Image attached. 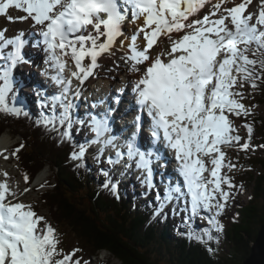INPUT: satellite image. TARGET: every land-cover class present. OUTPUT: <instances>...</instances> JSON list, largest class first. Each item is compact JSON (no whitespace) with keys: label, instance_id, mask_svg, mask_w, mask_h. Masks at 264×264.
<instances>
[{"label":"snow or ice","instance_id":"1","mask_svg":"<svg viewBox=\"0 0 264 264\" xmlns=\"http://www.w3.org/2000/svg\"><path fill=\"white\" fill-rule=\"evenodd\" d=\"M228 2L230 0L215 3L213 0H0V15L10 7L22 11L24 15L15 18L9 15L7 19L30 21V27L42 37L39 43L43 45L45 63L56 69L51 78L61 86L59 95L50 98L53 115L44 117L43 122L66 124L62 138H70L68 129L73 124L74 104L68 96L70 93L78 95V90L72 92V79L63 76L68 60L74 62L76 69L71 77L83 84L100 66L101 57L115 54L113 49L123 35L122 25L129 13L133 22L143 18L120 57L128 73L138 77L132 81L131 88L138 109L135 130L121 148L116 144V137L110 134L107 115H93L88 126L94 135L88 143L101 145L97 159L105 148H115V158L109 156L108 163L119 164L125 159L128 161L125 167L135 163L143 174V183L152 188L155 186L152 158L160 157L151 149L142 150L137 143L146 115L152 143L162 141L173 152L182 177V185L178 182L165 188L163 199L157 192L161 208L168 201L183 197L185 210L190 212L189 220L200 216L218 232L223 230V225L215 216H201V212L210 213L215 208V215L219 216L226 203H220L217 197L227 202L230 196L221 184L234 187L228 177L219 174L225 155L220 146L241 140L239 135H232L236 129L229 114L240 117L249 115L250 111L236 99L242 97V93L235 89L243 88L245 83L255 88L256 81L264 79V0H260L258 14L246 13L251 0H242L231 8L226 6ZM206 5H211V10L201 17L199 13ZM222 5L225 6L222 8ZM254 18L255 23H252ZM6 31L0 30V57L4 56L5 48L12 46L13 50L7 53L11 68L26 62L21 54L26 40L24 31L12 37H6ZM141 38L143 45L138 43ZM165 39L167 44L162 47ZM119 44L123 50L124 41L120 40ZM249 53L256 59L250 58ZM0 81V111L20 115L19 109L9 108L6 103L12 90L9 70L0 72ZM118 91L122 93L124 88ZM116 102L119 103V96ZM57 106L61 109L59 116L55 114ZM248 131L251 133V126ZM241 147L248 149L249 144ZM86 150L87 145H80L72 157L82 159ZM205 158L213 165L211 169L206 167ZM206 171L212 179L204 175ZM110 183L106 181L104 187L108 188ZM116 187L111 184L114 193ZM15 196L6 182H0V264H69L70 261L82 264L79 259L73 260L79 249L56 259L62 251L57 248L55 229L30 205L9 199ZM202 231L209 240L214 238L210 228ZM188 236L190 240L202 241L200 234L190 232Z\"/></svg>","mask_w":264,"mask_h":264},{"label":"trees","instance_id":"2","mask_svg":"<svg viewBox=\"0 0 264 264\" xmlns=\"http://www.w3.org/2000/svg\"><path fill=\"white\" fill-rule=\"evenodd\" d=\"M249 56L256 59L251 53ZM256 84L253 88L245 83L244 93L251 94L244 96L260 105L264 102V79ZM240 117L247 130L248 126L252 128L251 133L244 134L243 141L250 144L254 137V145L264 146V118L257 110ZM6 130L20 138L15 152L28 182L45 166L51 170L52 181H46L38 191L40 200L48 209L55 231L67 227L87 255L106 250L121 264H242L264 221V152L240 151L244 157L242 169L229 179L232 185L250 190V197L247 203L237 205L238 215L225 225L219 241H206L207 235L201 234L202 241L207 242L204 243L182 234L171 236L173 228L167 224V216L149 222V212L132 208L122 190L117 195L111 185L103 189L83 164L70 163L74 145L71 140L62 138L60 132L52 133L35 117L0 111V133ZM83 193L89 201L83 199ZM208 248L214 251L209 252Z\"/></svg>","mask_w":264,"mask_h":264},{"label":"rangeland","instance_id":"3","mask_svg":"<svg viewBox=\"0 0 264 264\" xmlns=\"http://www.w3.org/2000/svg\"><path fill=\"white\" fill-rule=\"evenodd\" d=\"M241 2H242V0L240 1V3ZM260 6H261L260 0H251V3L248 4L246 7V13L252 12V13L258 14V12L260 10ZM206 10L209 12L211 10V5H208L205 8V11ZM19 12H20V10H17L14 7H10L9 9L6 10L5 14L0 15V30L7 29V31L5 33L6 35H12V34L18 33V30H16V21L17 20L10 22L7 19V17L9 15L14 17V18L18 17ZM252 23H255V18L253 19ZM132 30L133 29H130V31H132ZM0 83H1V81H0ZM245 87L246 86H243V89H245ZM244 94H251V92L248 91L247 93H242V97L237 96L236 99H238L240 103L244 104L245 107L248 108L249 110H255V111L257 110V112L260 114V116L262 118H264V102L260 105H256L252 102H249L248 101L249 99L246 98L244 96ZM7 105L10 106V108L15 107L14 104H11L9 102H7ZM19 110H20V114H21L22 109H19ZM51 116H49V117H51ZM229 119H231L233 121V126L236 129V131L233 132L232 135H239L242 139V136L245 133H247L248 130H247V128L244 130V126L241 123V117H235L234 115L229 114ZM74 126H75V124L73 123L72 127H74ZM6 135H8L9 144L12 142H15L17 140L16 137L12 138V136L8 132H5L2 135H0V141L4 137H6ZM251 141L252 142H251L249 149H246L243 152H245L246 154H254L255 152H259L260 154H262L264 152V147H262V145L260 144V145H257L256 148L254 149L253 147H254V144L257 142V139H255L253 137V139ZM241 145H242V143L240 140L239 142L233 141V142H231L230 145H221L220 146L221 151H223L225 153L223 161H222V166L220 168V173H219L221 177H224V174H226V173L229 176H233L236 173L240 172V170L242 169V166H243L242 164L244 163V157L241 156L242 152H240L239 149L242 150L244 148H242ZM7 146H8V143H7ZM3 154H4L3 156H0V170H2L3 171L2 173H4L5 175H8V176H4L2 173H0V174L4 177H9V175H10L9 180L6 181L9 189H14V190L19 189L18 191L16 190L18 193V194L16 193L17 194L16 195L17 200L12 199L13 203L18 201V202H21L25 205H30L31 208L33 207L37 211L36 214L38 216L40 215V216L44 217L45 220L47 221V223L49 221L51 223L52 221H51L48 209L41 202H39V195L36 192V188L43 185L45 183V181L49 179V177L51 176V171L48 169L47 166L44 167L41 170V172L36 176L32 185H28V184H26L25 180H23V178H22L23 176H21V169H20L17 161L14 159V153L10 152V150H9ZM9 157H11V159H9ZM104 158H105V154L103 156H100L99 159H93L91 162L88 161L89 165L87 164V166H89L93 171V174L91 176L94 179H97V180L100 179L102 182L103 181L105 182V178H107V176H105L103 173L107 172L109 169V166H107L104 162ZM205 162H206L208 169H211L213 167V166H211L212 164L210 163L209 158H205ZM236 165H238V166H236ZM5 171H7V172H5ZM118 176L120 177V175H118ZM132 176L136 177V175H132V174L130 175V173H129V177H126L125 179L134 180V178ZM121 177H123L122 174H121ZM210 179H212V177ZM37 180H38V182H37ZM1 181H2V179H1ZM123 185H125V184H123ZM135 185H136V187H134L130 193V196H131L130 206L132 208H134V206H136V204L139 205V202L136 201V198L133 195V192L135 193L136 197H139V198L141 197L139 200H143L146 198V196L143 194L145 191L140 192L141 194H139V192H138V190H140L139 188L141 187L140 184L137 182ZM34 186H36V187H34ZM221 187H222L223 191L230 193V196H229V199L227 200V202H225L222 197H217L219 199L220 203H226V206L222 210L221 214L219 216H216L215 215L216 209L213 208L210 213L201 212V216H203L205 214L210 215V216H215V219L220 224L223 225V231H224V230H226L225 225L227 223H231L234 220V217L235 218L237 217V215H238V213L236 212V207H238L237 205L247 203L248 198L250 197V190L243 189V186H240V185H236V186L232 187L231 189H229L228 185H226L225 183H222ZM123 188H124V186H123ZM25 189H28V191H25ZM150 196L152 198V195H150ZM156 197H157V195H156ZM84 198H85V201H89V199L86 195L83 197V199ZM155 202H157V200ZM180 205L178 204V206H180ZM181 209H183L182 206H181ZM160 211L161 210H159L158 212H160ZM138 212H139V209H138ZM156 214L153 217H156L157 216ZM177 216H179L180 219L173 218L172 221H174L175 226L177 228H179L182 232H184L186 235L189 234L190 231H194L199 227L210 228L211 234L214 238H216L215 235H217L220 238V236L222 234V231L218 232V231H216L215 228H211V226L208 224L207 220L201 219L200 216L194 217L191 220H189L188 216H190V212L187 210H185V211L182 210V212L179 211ZM43 223L44 222L41 221V226H43ZM60 229L62 231H59L58 233L62 234L61 237H59L60 235H57V233H55L56 238L59 241L57 248H58V250L65 252L64 254H69L74 247H79V244L77 242V239H76L74 233L71 232L67 227L63 228V229L60 228ZM171 235L174 236V232ZM219 238H216V239L219 240ZM208 240L209 239L207 236L206 241H208ZM78 252L75 253V255L73 256V260L77 259L76 257L78 256L79 257L78 259L81 260L82 264H83V262H88V264H121L119 259L115 258L113 255H111L109 252H106V251L96 252V253H98V255H87L86 252H83L81 249H80L79 255H78ZM69 264H71V261L69 262Z\"/></svg>","mask_w":264,"mask_h":264},{"label":"bare ground","instance_id":"4","mask_svg":"<svg viewBox=\"0 0 264 264\" xmlns=\"http://www.w3.org/2000/svg\"><path fill=\"white\" fill-rule=\"evenodd\" d=\"M241 0H230V2L227 3V7L231 8L234 7L236 5H238L240 3ZM216 0H213V3H215ZM208 5L205 6V8ZM225 5H222V8ZM205 8L201 10V12L199 13V15L202 17L205 14ZM207 11V10H206ZM208 12V11H207ZM24 15V13L22 11H20L18 13V16ZM220 15L219 12L216 13V16L218 17ZM191 19V18H190ZM143 23V18H141L140 20L137 21L136 24H134L135 26L132 27L131 29L132 32L135 31V29H137L141 24ZM128 25H131L130 23H127ZM127 25V26H128ZM125 26L124 24L122 25V31H123V35L121 37L118 38L117 40V44L115 45L113 51H114V55L113 56H108L105 55L103 57H101L98 61L99 63V67L96 68L94 70V74L96 75L97 78H99V81L102 83H97V85L94 86H90L88 90H92L93 87L96 89H100L101 84L103 85V83L106 84H110L111 82H117L120 83L121 85H125L126 82H129V80H133L134 78H137V75H132L130 73H128L127 68L125 67L124 63L120 60V57L124 54V51L127 50V46L130 42V37L129 36V32H128V27ZM16 30L19 31H24L25 35L29 34L30 31H34L35 29L30 27V21H16ZM163 39V38H162ZM123 40L124 41V49H121V46L119 44V41ZM138 43H140L141 45H143V40H139ZM167 41L165 39V44L161 45L166 46ZM40 50L39 51H30V49H28V53H25V57L26 58H31L30 63H33L32 65H28V67L30 68V71L27 69L24 72H21L18 70V67L13 68V72L14 73H10V75L13 76V81L11 80L12 83V91L13 93L16 95L15 99H17L18 101H15V108L17 109H22L19 106L24 105L25 108L28 109L29 113L32 116H35L36 113L44 111L46 112V110H49L52 112L51 109V105L49 102H47L46 104H43L40 102V100L33 94L34 90L36 89V86H38V81L41 80V78L39 77V74L37 72L38 69H41V65L37 62V54L36 53H44L43 51V45L39 46ZM31 50H33L31 48ZM159 50V49H157ZM43 55V54H42ZM46 56V55H45ZM70 63L72 62L70 59L68 60ZM87 58H86V61ZM7 63V62H6ZM5 61L2 60L1 61V65L3 66V69L0 68V72L4 71V70H8V66L6 65ZM37 64L39 67L36 69H33L32 67H34V65ZM11 72V71H10ZM118 73V74H116ZM72 79V86L74 87H85L88 84L89 78L86 79L83 84H81L77 79H75L74 77H69ZM11 79V78H10ZM106 80V82H105ZM104 81V82H103ZM75 82V83H73ZM2 83V81H1ZM120 86V85H119ZM126 91V90H125ZM92 92V91H91ZM130 96V94H129ZM44 98V97H43ZM124 98H126V96H124ZM7 103V102H6ZM108 108L109 105H105V106H101V108L96 109L94 111H86L87 109H79L78 105H75L74 108H72L71 110V116L77 121H81L83 120L85 123L83 125H87L88 122H86V116L87 114H94V115H99V117H103L105 114L108 117L109 120V126L111 128V131L115 130L116 131V135H120L121 137L116 138V143H122L123 142V138H122V131L121 129H123L122 125L120 122L123 121V116L124 114L121 113V111H123L122 108H119V110H116L115 113L111 114L108 112ZM46 109V110H45ZM59 109V108H57ZM33 112V113H32ZM35 113V114H34ZM86 130L87 128L84 127ZM239 129V128H238ZM88 133H89V140L92 139L93 137V133H91L89 126H88ZM111 134V133H110ZM127 136L128 134H125V138L124 140H127ZM9 144V138L8 135H6V137H4L1 141H0V150H2L4 147L7 146V143ZM95 147H97L98 149L101 147V145L96 144ZM112 147H107L104 150L103 155L105 154L107 156V158L109 156H112L113 158H115V148ZM5 149V148H4ZM238 156V155H237ZM128 163V161L125 159L123 161H121V163L119 164H112L114 166V170L117 169V173L118 174H122L123 178L129 177V173L131 174V172L135 173L132 175H140V171L139 169L136 168L135 163H132L130 166L125 167V165ZM213 166V165H211ZM165 166H163L161 169L165 170ZM2 169V168H1ZM161 169H157V171L155 172V175H153L154 178V182L157 184L156 178L159 179V173L161 171ZM5 170V169H4ZM7 172V171H5ZM117 176H115L116 178ZM134 178V180L136 179L135 176H132ZM1 179H9V177H4L0 174V181ZM38 182V180H37ZM172 182L174 183V180H172ZM137 183V182H134ZM110 186V185H109ZM12 192L17 193V191L19 189H10ZM18 194V193H17ZM16 194V195H17ZM144 195H148V192L144 193ZM9 199L13 202V200H17L16 196L15 197H9ZM13 199V200H12ZM187 223V222H186Z\"/></svg>","mask_w":264,"mask_h":264},{"label":"water","instance_id":"5","mask_svg":"<svg viewBox=\"0 0 264 264\" xmlns=\"http://www.w3.org/2000/svg\"><path fill=\"white\" fill-rule=\"evenodd\" d=\"M242 264H264V221L259 225L255 240L251 245L248 255L243 259Z\"/></svg>","mask_w":264,"mask_h":264}]
</instances>
